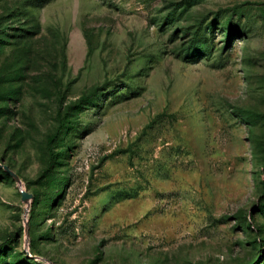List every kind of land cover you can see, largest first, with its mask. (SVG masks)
<instances>
[{
	"label": "rangeland",
	"instance_id": "obj_1",
	"mask_svg": "<svg viewBox=\"0 0 264 264\" xmlns=\"http://www.w3.org/2000/svg\"><path fill=\"white\" fill-rule=\"evenodd\" d=\"M261 204L264 0H0V264H264Z\"/></svg>",
	"mask_w": 264,
	"mask_h": 264
},
{
	"label": "water",
	"instance_id": "obj_2",
	"mask_svg": "<svg viewBox=\"0 0 264 264\" xmlns=\"http://www.w3.org/2000/svg\"><path fill=\"white\" fill-rule=\"evenodd\" d=\"M2 167L5 169V171H7L13 177V179L15 181H18V175L16 173H14L12 170H10L8 168V166H6V165H3ZM30 197H31V195L29 193L22 191V200L23 201H26Z\"/></svg>",
	"mask_w": 264,
	"mask_h": 264
},
{
	"label": "trees",
	"instance_id": "obj_3",
	"mask_svg": "<svg viewBox=\"0 0 264 264\" xmlns=\"http://www.w3.org/2000/svg\"><path fill=\"white\" fill-rule=\"evenodd\" d=\"M85 98H87V97H83V98H81V100H83V99H85ZM62 125H63V119H61V121H60V126L62 127ZM52 140H53V136H48V137H47V145H48V146H50ZM49 156H52V152H49ZM259 210H264V204H261V205L259 206Z\"/></svg>",
	"mask_w": 264,
	"mask_h": 264
}]
</instances>
